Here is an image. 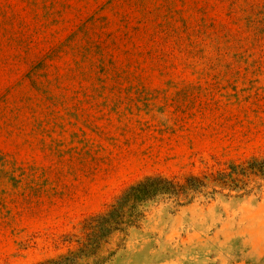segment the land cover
<instances>
[{"label": "rangeland", "instance_id": "374dc122", "mask_svg": "<svg viewBox=\"0 0 264 264\" xmlns=\"http://www.w3.org/2000/svg\"><path fill=\"white\" fill-rule=\"evenodd\" d=\"M252 158L264 0H0V264L65 254L145 177ZM191 197L151 204L104 264H264V177Z\"/></svg>", "mask_w": 264, "mask_h": 264}, {"label": "trees", "instance_id": "16d2710c", "mask_svg": "<svg viewBox=\"0 0 264 264\" xmlns=\"http://www.w3.org/2000/svg\"><path fill=\"white\" fill-rule=\"evenodd\" d=\"M251 176L264 177V159L252 158L245 164H229L223 171L189 175L181 180L145 177L127 187L103 212L85 218L77 233L66 236L67 242L74 244L73 249L36 264H104L111 254L103 257L101 253L111 238L135 228L151 204L169 201L183 206L191 202V193L209 187L238 192Z\"/></svg>", "mask_w": 264, "mask_h": 264}]
</instances>
